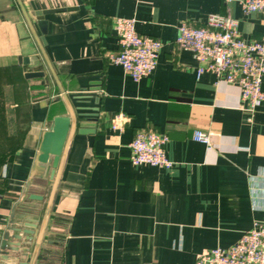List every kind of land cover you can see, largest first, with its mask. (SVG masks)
<instances>
[{"label": "crops", "instance_id": "crops-1", "mask_svg": "<svg viewBox=\"0 0 264 264\" xmlns=\"http://www.w3.org/2000/svg\"><path fill=\"white\" fill-rule=\"evenodd\" d=\"M21 1L78 117L35 264H194L264 225V101L249 120L239 85L198 75L194 52L176 42L183 22L204 25L212 13L261 41L263 12L245 13L241 0ZM45 10L57 11L41 19ZM118 17L163 43L156 69L138 81L110 59ZM119 113L128 120L114 130ZM67 114L18 0H0V264H16L2 243L28 217L39 220L31 259L53 185L34 164L44 132ZM139 130L169 136L172 168L131 162Z\"/></svg>", "mask_w": 264, "mask_h": 264}, {"label": "built area", "instance_id": "built-area-1", "mask_svg": "<svg viewBox=\"0 0 264 264\" xmlns=\"http://www.w3.org/2000/svg\"><path fill=\"white\" fill-rule=\"evenodd\" d=\"M245 13L263 12L264 0H241ZM115 31L119 49L110 54L113 63L138 81L156 69L161 40L138 33L136 19L118 17ZM176 42L191 49L198 60V75L210 71L220 80L235 83L241 89L249 120L264 101V39L245 41L238 31V20L222 13L209 15L204 25L183 22L179 26ZM128 116L119 113L113 120L114 130H123ZM194 139L211 146L210 135L197 130ZM169 136L154 130H139L131 144V162L135 165L150 164L172 168L174 162L166 154ZM194 264H264V225L256 222L229 248H213L198 255Z\"/></svg>", "mask_w": 264, "mask_h": 264}, {"label": "water", "instance_id": "water-1", "mask_svg": "<svg viewBox=\"0 0 264 264\" xmlns=\"http://www.w3.org/2000/svg\"><path fill=\"white\" fill-rule=\"evenodd\" d=\"M18 2L23 10V13L32 29V32L43 54L47 59V62L54 74L56 82L61 90V94L68 108V114L56 116L49 130L44 132L39 147V152L36 156V161L34 164L35 170L39 171L40 173L43 172V174H39L38 176L53 180V185H52L49 201L46 210L44 212L42 223L39 229V233L35 240L34 249L30 261L27 262L23 259L27 255V252L29 251V247L32 245L34 241L36 229L38 228V222H39L37 218L28 217L26 220L20 222L13 221L14 226L10 227L9 230L5 233L4 241L2 243V253L5 255V259H7V257L9 259V256L11 255V260L16 262V264H35L38 258L39 250L42 245L44 234L46 232V227L50 217L51 207L57 192L60 177L62 175L68 149L72 137L76 131L78 117L67 92L64 90L58 76L55 73V70L51 62L49 61L46 55V52L44 51L40 39L32 25V21L28 15V12L26 11L22 1L18 0ZM54 11L57 10L38 11L37 15H39L42 19L44 14ZM42 75H43L42 72L28 73V76H42ZM85 130L80 129V132H83ZM29 198L42 199V196L38 194H30Z\"/></svg>", "mask_w": 264, "mask_h": 264}]
</instances>
